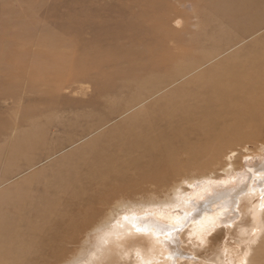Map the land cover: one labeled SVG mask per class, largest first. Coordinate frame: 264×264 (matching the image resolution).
<instances>
[{"label": "rangeland", "instance_id": "rangeland-1", "mask_svg": "<svg viewBox=\"0 0 264 264\" xmlns=\"http://www.w3.org/2000/svg\"><path fill=\"white\" fill-rule=\"evenodd\" d=\"M148 1L0 0V243L3 249L5 246V250L0 249V264H68L90 251L96 252L95 247L93 251L91 248L98 240L96 228L113 220L123 225L125 218L132 219L131 214L148 221L151 228L153 224L167 226L144 207L159 205L160 201L166 203L173 197L175 188L180 189L183 197L189 196L193 192L189 182L222 181L227 178L222 169L229 163L235 171L243 172L247 163L264 156L262 122L243 128L247 139H233L235 132L225 135L226 139L223 137L224 142L219 144L222 146L219 164L209 163L204 173L183 170L166 175L156 169L145 173L143 167L148 160L138 150L136 154L141 157L135 158L136 166L125 168L127 162L119 157L116 162L119 171L98 173L90 178L84 176L82 166L90 158L88 150L123 143L124 137L116 130L124 128L131 118L148 109H161L168 95L189 88L194 79L242 53L264 36L263 26L239 37L237 40L241 41L237 45L218 50L222 52L206 62L201 56L217 50L206 38L215 35L223 25L227 27L228 13L214 11L206 0H155L150 5ZM150 9L170 10L167 27L178 41L168 40L163 50L162 47L147 50L144 56L137 57L140 67L154 57L160 65L164 64L163 72L168 71L171 55L180 48L201 44L191 52L195 61L198 60L196 64L187 67L188 60H179L178 68L171 73L179 75L171 83L162 84L160 91L138 97L136 91L122 89L92 101L95 94L93 71L85 74L84 80L55 93L31 79L30 65L48 49L49 43L60 41L55 50L65 56L82 48L94 49L84 43L92 45L90 41L97 29L107 27L111 30L114 23L127 27L129 22L130 28L124 32L132 35L131 40L141 41L142 32L149 25L142 17ZM230 13L237 16L239 9L234 8ZM154 35L147 37L155 39ZM105 38L122 50L131 47L112 35ZM177 43L181 47L175 50ZM125 67L124 62L103 67L107 72L99 82L111 74L115 83L122 85L124 80L120 76ZM182 102L175 101L184 107L180 105ZM260 109L256 106L252 111L258 115ZM211 117H214L211 113L198 116L202 120ZM164 118L170 120L172 116L168 114ZM33 137L42 140L38 148L18 156L17 152ZM200 146L205 143L201 142ZM50 152L53 154L46 158ZM180 162V158L175 160L172 167L179 168ZM204 197L205 194H201L197 200L203 202ZM34 204L40 211L37 218L35 211L29 212ZM46 240H57L58 244L46 248Z\"/></svg>", "mask_w": 264, "mask_h": 264}, {"label": "bare ground", "instance_id": "bare-ground-1", "mask_svg": "<svg viewBox=\"0 0 264 264\" xmlns=\"http://www.w3.org/2000/svg\"><path fill=\"white\" fill-rule=\"evenodd\" d=\"M153 3L155 0L147 2L149 5ZM206 3L214 11L228 13V19L227 27L223 25L215 35L206 38L217 50L211 55L201 56L203 61H210L222 52L218 53V50L237 45L241 41L237 40L239 37L264 26V0H206ZM234 8L239 9L237 16L230 13ZM170 14V10L156 12L150 9L146 12L142 19L149 25L143 30L141 41L131 40L132 35L124 32L130 28L129 22L127 27L114 23L111 30L107 27L97 29L90 41L92 45L84 43L94 49L82 48L66 56L55 50L60 41L48 42V49L30 65L31 79L55 93L82 78L84 80V75L93 71L95 94L92 101L122 89L136 91L138 97L160 91L162 84L171 83L179 75L171 74L178 68L179 60H188L190 64L187 67L196 64L198 60L195 61L191 52L201 46L196 43L180 48L169 57L168 71L165 72L164 64L160 65L154 57L139 66L137 57L144 56L147 50L161 47L163 50L168 40L178 41L167 27ZM153 34L155 39L147 37ZM111 35L117 41H126L131 47L120 49L116 43L106 40L105 37ZM179 47L177 43L174 48L177 50ZM121 62L126 64L120 76L124 80L122 85H117L111 74L99 82L107 72L103 67H113ZM209 72L190 82L189 88L168 95V101L161 109L140 112L124 128L116 130L124 137L123 143L104 146L101 150H88L90 158L81 165L84 176L90 178L98 173L119 171L116 166L119 157L127 162L125 168L136 166L135 158L141 157L136 154L138 150L148 160L143 167L145 173L155 169L166 175L183 170L204 173L209 163L219 162L222 153L219 144L224 142L225 135L235 132L233 139H247L243 128L264 123V36ZM176 100H183L180 105L185 106H178ZM256 106L261 108L258 115L252 111ZM204 113H211L214 117L199 119L198 116ZM168 114L172 118L165 120ZM41 142V138H31L28 145L17 152L18 156L32 153ZM201 142L205 146H200ZM179 158L180 167L173 168V162ZM31 166L27 165L28 168ZM222 171L227 175L222 181L204 179L198 183L189 182L193 192L185 197L179 188L172 187L173 197H168L166 203L160 201L159 205L144 207L167 226L153 224L151 228L148 221L132 214V219L125 218L123 225L114 220L104 221V225L95 229L98 240L91 248L93 251L95 247L96 252L73 258L68 264H264V156L247 163L243 172L235 171L231 163ZM224 181L225 184L221 183ZM201 194H205L203 202L197 200ZM35 206L32 205L29 212L35 211L37 218L40 211ZM57 244V240L44 243L46 248ZM1 245L0 249H3ZM191 259L195 261L192 263Z\"/></svg>", "mask_w": 264, "mask_h": 264}]
</instances>
